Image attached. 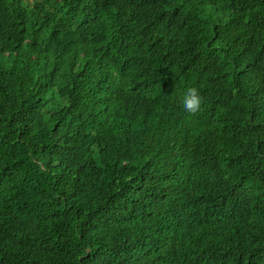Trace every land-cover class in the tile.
<instances>
[{"label":"trees","instance_id":"obj_1","mask_svg":"<svg viewBox=\"0 0 264 264\" xmlns=\"http://www.w3.org/2000/svg\"><path fill=\"white\" fill-rule=\"evenodd\" d=\"M0 264H264V0H0Z\"/></svg>","mask_w":264,"mask_h":264},{"label":"clouds","instance_id":"obj_2","mask_svg":"<svg viewBox=\"0 0 264 264\" xmlns=\"http://www.w3.org/2000/svg\"><path fill=\"white\" fill-rule=\"evenodd\" d=\"M203 97L196 87H188L184 93L182 105L185 112L195 115L200 111Z\"/></svg>","mask_w":264,"mask_h":264}]
</instances>
